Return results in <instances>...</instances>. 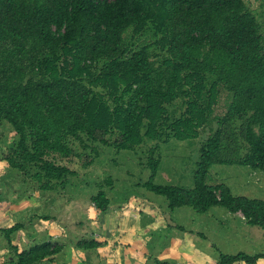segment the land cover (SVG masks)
Segmentation results:
<instances>
[{
	"label": "trees",
	"instance_id": "obj_1",
	"mask_svg": "<svg viewBox=\"0 0 264 264\" xmlns=\"http://www.w3.org/2000/svg\"><path fill=\"white\" fill-rule=\"evenodd\" d=\"M260 30L243 0H0V128L8 125L13 135L2 158L46 192L76 175L69 163L82 156L74 143L97 157L91 143L133 151L159 140L158 130L170 121L166 140L186 141L206 130L191 188L153 183L159 141L149 151L150 175L142 186L164 197L171 211L240 213L263 232L264 248V200L206 182L214 166L247 167L264 181ZM147 35V44L134 47ZM222 91L224 112L213 116ZM96 186L91 201L104 212L110 200L103 187L111 180ZM19 227L0 229L8 244ZM98 245L81 239L76 248ZM60 251L51 242L21 252L13 247L8 263L43 264ZM260 259L264 251L220 253L216 264Z\"/></svg>",
	"mask_w": 264,
	"mask_h": 264
},
{
	"label": "rangeland",
	"instance_id": "obj_2",
	"mask_svg": "<svg viewBox=\"0 0 264 264\" xmlns=\"http://www.w3.org/2000/svg\"><path fill=\"white\" fill-rule=\"evenodd\" d=\"M243 1L256 16L261 27V35L264 37V0ZM148 37L147 35L144 38L134 40V47L147 44L146 38ZM125 40L127 43L132 42L130 31L125 35ZM225 98L223 91L220 92L217 105L214 106L213 116L221 115L224 112ZM168 109L173 110L170 106H168ZM170 117L171 115L168 116L169 119ZM171 123L172 121L168 122L158 130L157 138L160 137L159 140H147L145 143L135 147L133 151L117 152L113 147L95 142L90 144L98 151V156L95 157L90 150H81L75 143L72 144L71 148L74 153L80 154L82 160L74 158L73 162L69 163V168L76 172V175L68 177L65 186L67 188L66 193L72 195L71 200L65 204L63 196V199L57 202L58 207L61 205L58 212H63L59 218L64 219L66 224H69L68 222L70 221H83L85 214L73 211L75 209V207L73 208V203L79 207L95 209L91 197L97 193L98 187L96 184H103L105 180L110 179L111 186H104L103 190L110 200L112 211L116 214L125 212L124 219H128V222L132 221V228H139L144 224L151 223L154 230L157 231L156 226H160L161 223L167 224L168 230H159L157 233L164 237L178 230L176 233H172V237L167 242V248L172 246L170 248V264H179L176 259L180 258L181 254L175 244H177L176 241L179 242V245L183 243L181 239L184 233L186 234L184 237L186 241H191L193 237L195 238V243L200 244L197 250L201 251L202 248L212 254L210 257L207 256L211 259L209 264H216L220 253L233 255L237 252L248 254L252 251L250 254H254L258 251H264L263 232L258 228L245 224L240 213L228 214L223 209H214L204 215H198L187 207L171 211L167 208V202L164 197L155 195L143 188L142 185L147 182L150 175L148 166L149 151L157 141L159 143L153 159L158 158L159 164L153 183L160 186L171 185L179 188H191L193 186L194 173L199 158V147L208 132L206 130L200 131L196 138L186 141H177L171 137L166 140L165 134L171 132V128L167 126ZM6 126L10 129L8 125ZM9 129L0 130V176L8 174L11 177H13L12 175L17 177L20 173L11 170L4 158H2L7 153L6 146L13 141L12 131ZM104 138L107 139V137ZM241 152L242 154L244 153L243 151ZM83 157L92 158L93 163L88 166H85L86 163L83 165ZM32 171L33 169L29 170V174L27 173L26 176L29 177ZM206 182L209 186L223 184L230 189L233 195L264 200L263 176L261 173L254 172L247 167L214 166L210 170ZM29 185L33 186V183L29 181ZM34 189L29 188V190ZM60 189L58 188L56 191L60 192ZM29 195L31 196V194ZM69 202H71L72 208L68 207L67 203ZM71 214L72 217H70ZM95 214L97 212L92 217H99L98 214ZM85 225L86 231L96 237L99 230L96 227V223L91 220ZM84 227L80 229L73 228L71 231L69 227L68 230L73 236L77 237L76 233H79V231L84 232ZM180 227H184V233L181 232L183 228ZM136 232L137 230L135 231V236ZM226 232L230 233L229 236L232 234L234 238L231 237V240L226 238L224 236ZM155 233V231L152 232L154 237ZM131 234L132 232H130ZM131 243H136L135 239ZM3 245L5 243H0V251L3 250ZM159 250L160 248L156 246L153 251L158 253ZM11 253L12 250H9L7 257L4 256L5 253L0 254V263L9 264L8 259ZM213 256H215L214 259H212ZM193 263L196 264L195 261Z\"/></svg>",
	"mask_w": 264,
	"mask_h": 264
},
{
	"label": "crops",
	"instance_id": "obj_3",
	"mask_svg": "<svg viewBox=\"0 0 264 264\" xmlns=\"http://www.w3.org/2000/svg\"><path fill=\"white\" fill-rule=\"evenodd\" d=\"M1 129L4 131L9 128L4 126ZM1 176L0 199H4L0 200V229H9L16 224L20 226L10 235V244L5 241L4 235L0 234V243H5L2 246L3 250L0 251L1 255L5 253L4 256L7 257L8 251L12 250L13 247L21 252L33 245L51 242L60 246L61 251L52 260L45 261L43 264H170V248L172 246L167 248V242L172 237V233L174 234L178 230L171 232L167 237L157 234L159 230H168L167 224L161 223L160 226H156L157 231L154 230L151 223L144 224L139 228H132V221L128 222V219H124L125 212L114 213L110 204L104 212H101L95 210L96 208L79 207L74 203L73 208L75 207V209L73 211L85 214L84 220L70 221L69 224H66L64 219L59 218L63 212H58L61 205L58 207L57 204L59 200L63 199V196L65 204L71 200L72 195L66 193V187L60 189V192L56 190L45 192L29 185L28 179L24 176L16 177L12 175L13 177H11L8 174ZM29 188L35 189L29 190ZM70 203H67V205L72 208ZM96 212L99 217H92ZM64 213L66 214V212ZM70 217H72V214ZM91 220L99 228L96 237L86 231L84 227ZM81 227H84V232L79 231V233H76L77 237L69 232L73 228L80 229ZM180 228H183L181 232L184 233V227ZM154 231L156 232L155 237L152 234ZM130 232H132L131 235ZM185 235L184 233L182 236L183 243L181 245L176 241L177 244L175 245L181 254L176 262L179 264H195L193 263L195 261L196 264H209L211 259L208 257L212 254L202 248L201 251L197 250L200 244L195 243L193 237L191 241H186ZM229 235V232L224 234L229 240H231V237L234 238L232 234ZM81 239L95 240L99 245L92 251L80 250L76 248V244ZM133 239L136 243H131ZM156 246L160 248L158 253L153 251ZM250 253L252 251L248 254ZM214 258L215 256L212 259ZM235 264L244 263L238 262ZM256 264H264V259L258 260Z\"/></svg>",
	"mask_w": 264,
	"mask_h": 264
}]
</instances>
